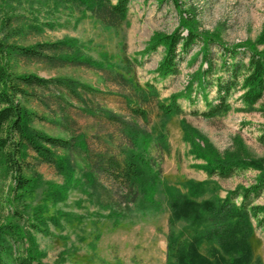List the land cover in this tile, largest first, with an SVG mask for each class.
<instances>
[{
	"label": "rangeland",
	"instance_id": "1",
	"mask_svg": "<svg viewBox=\"0 0 264 264\" xmlns=\"http://www.w3.org/2000/svg\"><path fill=\"white\" fill-rule=\"evenodd\" d=\"M13 3L16 8L12 26L18 30L15 28L10 42L28 46L72 38L77 39L84 54L98 61L102 59V52H106L117 63V69L108 71L76 62L31 59L15 51L0 55V65L8 72L69 77L100 89L95 94H85L84 101L54 88L36 89L38 95L21 98L26 108L45 118L35 120L34 128L68 139L82 134L93 156L113 155L122 160L131 142L120 124L99 111L102 107L126 120L137 121L154 136L163 130L168 146L163 147L154 140L150 156L162 179L184 191L187 179L209 180L216 185V193L225 197L229 190L256 181L264 168V96L249 107L241 101L242 92L237 88L230 98L232 106L228 111L205 117L192 112L207 108L205 98L196 90L192 94L194 102L179 99L185 113L166 118L162 129L164 117L158 103L184 90L192 75L204 64L199 53L202 41H197L183 54L180 72L167 78H161L156 72L165 54L164 46L152 53L142 52L156 33L181 30L182 34H187L184 19L196 22L200 33H212L225 45L250 41L257 49L264 50V0H130L127 17L114 21L103 20L88 7L71 0L59 4L52 0H13ZM6 13L1 9L0 23ZM221 50L219 44L211 48L218 65ZM131 81L141 88H146L147 82L153 83L158 96L142 100L132 89ZM216 95V88L211 86L208 99L215 100ZM129 105L147 109L149 119L136 117ZM183 121L202 147H211L221 157L235 155L252 159L259 162L261 168L238 170L229 178L209 177L198 166L205 160L196 157L191 152V143L184 139ZM4 135L0 132V136ZM56 152L75 166V177L83 178L82 171L88 169L81 152L63 149ZM28 153L27 161L32 168H25L24 174L32 177L37 172L39 175L25 198H18L20 191L15 172L0 167V226L13 223L31 236L32 246L43 264H166L170 230L167 203L154 214L142 213L133 202L126 206L124 185L104 172L98 173V177L108 188V194L88 187L90 184L82 186L80 181L67 189L61 188L59 186L69 184L65 175L53 163L38 158L33 150ZM49 190L55 194L48 197ZM61 195L63 198H59ZM256 203L264 204V192ZM121 207L125 216L109 214L121 211ZM182 226L180 223L179 227ZM8 239L15 253L23 254L30 246L27 239L22 242ZM250 240L254 264H264V228L256 227Z\"/></svg>",
	"mask_w": 264,
	"mask_h": 264
},
{
	"label": "trees",
	"instance_id": "2",
	"mask_svg": "<svg viewBox=\"0 0 264 264\" xmlns=\"http://www.w3.org/2000/svg\"><path fill=\"white\" fill-rule=\"evenodd\" d=\"M52 1L59 4L64 0ZM71 1L88 7L98 17L107 21L125 19L130 4V0ZM15 6L13 0H0V11L1 9L7 11L0 23L2 36L0 55L15 51L20 56L46 62L57 60L62 63L94 65L108 71L117 69V63L112 61L106 52H102V59L98 61L84 54L77 39L66 38L57 42L28 46L10 42L16 28L12 26ZM184 26L187 34H182L181 30L170 34H154L142 52L152 53L159 46H164L165 54L156 72L161 78H167L180 72L179 63L183 54L197 41H202L199 53L206 67L202 64L198 68L184 90L173 93L168 101H159L158 107L164 117L162 129L165 128L166 118L185 113L179 99L192 101V94L196 90L205 98L207 108L202 111L194 109L192 112L205 117H214L228 111L232 106L230 98L237 88L242 92L241 101L249 107L263 98L264 50L257 49L250 41L225 45L212 33H200L196 28V22L193 21L184 19ZM215 44L222 46L220 65L215 61L211 51ZM199 53L196 57L200 55ZM245 57L248 58L247 61ZM218 70L224 74L219 75ZM130 84L142 100L158 96L159 91L153 83L147 82L146 88H141L132 81ZM211 86L217 91L215 100L208 99ZM38 88L44 90L54 88L57 92H64L80 101L85 100V94L100 92V89L88 83L69 77H42L34 73L16 74L8 72L0 65V132L5 133L4 136H0V167L4 166L8 171L15 172L17 189L20 191L18 198H25L32 190L34 182L38 180L37 172L32 177L24 174L25 168H32L27 161L28 151L31 149L38 158L53 163L65 175L69 184L59 186L61 188L67 189L69 185H75L80 181L82 186L90 184L88 187L108 194V188L98 177V173L104 172L124 185L126 206L133 202L142 213L154 214L162 209L164 202L167 203L170 211V230L167 236L166 264H254L250 239L256 227L264 228V204L256 203L264 192V168L254 183L237 186L229 190L225 197L216 193V185L209 180L187 179L184 191L162 179L159 168L150 156V146L154 140L163 147L168 146L163 130L154 136L137 121L126 120L113 111L100 107L99 111L107 119L122 126L131 146L125 151L122 160L113 155L93 156L90 154L86 137L82 134L68 139L49 135L32 126L35 120L45 118L26 108L21 98L38 95L36 90ZM129 106L136 117L145 121L149 119L147 109L139 105ZM90 112L95 113L92 109ZM182 124L184 139L191 143V152L205 160L204 164L198 166L203 168L209 177L229 178L238 170L261 168L262 165L252 159L235 155L221 157L215 154L211 147H202L192 135L188 124L184 121ZM56 149L82 153L88 169L82 171L83 178L75 177V166L70 165L68 159L59 156ZM50 190L48 197L55 194ZM121 211L123 212L122 207ZM121 211H111L109 214L125 216V211L123 213ZM36 213L39 214V211ZM180 223L183 224L182 227H179ZM8 238H12L14 242L27 239L30 246L23 254L15 253ZM32 239L13 223L0 226V264H43L40 254L32 246Z\"/></svg>",
	"mask_w": 264,
	"mask_h": 264
}]
</instances>
